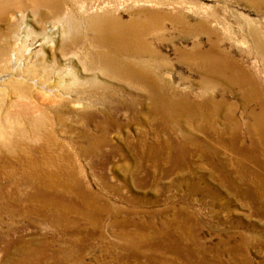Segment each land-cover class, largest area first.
Returning <instances> with one entry per match:
<instances>
[{
    "label": "rangeland",
    "instance_id": "374dc122",
    "mask_svg": "<svg viewBox=\"0 0 264 264\" xmlns=\"http://www.w3.org/2000/svg\"><path fill=\"white\" fill-rule=\"evenodd\" d=\"M45 1L0 0L5 5L0 10L5 47L0 58V126L7 130L11 125L9 167L16 192L12 199L0 197V264H16L13 257L21 250L55 231L41 213L28 211L29 187L21 178L29 170L34 178L42 175L46 181L67 184L65 194L70 197L85 190L98 198L94 227L81 220L77 228L86 240L79 249L69 244L74 235L60 233L58 243L73 257L67 264H75L77 254L86 264H200L201 259L211 264H264V195L248 193L255 175L264 179V150L252 149L245 132L259 107L246 104L236 86L225 93L235 106L234 117L224 106L214 118L221 131L203 130L200 121L189 122L178 113L171 114L170 128L162 127V118L148 113L150 102L136 81L109 74L95 60L109 45L94 39L91 26L93 20V26L132 21L142 31L141 24L158 21L159 40L143 35L157 53L144 58L145 66L170 83L174 93L197 101L209 92L204 75L179 52L198 41L203 48L217 41L264 86V4L186 0L191 7L184 9L158 3L161 0ZM178 10L191 23L201 16L215 18L209 24L215 33L188 34L168 16L155 15ZM214 92L220 98L218 90ZM231 118L242 124L237 135L229 128ZM188 133L211 142L216 153L205 150L201 155L188 143L181 161L175 147ZM102 136L104 142L95 146L92 141ZM167 139L170 149L147 151L151 143ZM5 150L0 142L2 169ZM9 182L6 175L0 177L1 185ZM106 202L113 211L102 209ZM137 228L147 243L125 251L117 244L122 231ZM155 229L162 231L161 239H150Z\"/></svg>",
    "mask_w": 264,
    "mask_h": 264
},
{
    "label": "bare ground",
    "instance_id": "6f19581e",
    "mask_svg": "<svg viewBox=\"0 0 264 264\" xmlns=\"http://www.w3.org/2000/svg\"><path fill=\"white\" fill-rule=\"evenodd\" d=\"M44 1L45 0H42V2ZM257 1L264 4V0ZM158 3L164 5L168 3L173 5V7H183L184 9L191 7L187 4L188 1L186 0H161ZM57 5L58 4H54V6ZM4 8L5 5L0 3V10ZM155 15H158L159 17H164L165 15V17L168 16L167 18L173 25H176L179 27L180 31L188 34L197 32V30H201L205 33L207 32L208 34L215 33L209 25L213 21L216 22V19L213 17L201 16L195 22L191 23L188 16L179 10L172 14L158 12ZM93 23L94 20L91 25L94 30V39L109 45L108 50L98 53L95 60H97L99 65H101V67H103L109 74L114 73L119 77H127L130 82L133 80L136 81L135 83L139 86L138 89L140 93L144 94L143 99L146 98L150 102L146 105L148 113L154 116H160L162 120L159 121L161 122L162 127L166 128L167 125V128H170L168 122L170 121L169 118L171 114L178 113L188 119L189 122L200 121L203 124H200L203 130H207V127L208 129L213 128L216 132L221 131V129H218L214 118L220 115L224 106L228 108L227 114L230 115V117H234L235 106L232 102L228 101L225 93L233 92V88L237 86L240 97L246 104L255 103L259 107V111L252 114L253 121L251 124L249 123L246 125L245 132L252 139V143H250L252 149L258 146L264 150V86L254 73L221 48L217 41L211 40L210 45L203 48L200 41L196 40L198 42H195L189 51L180 50L179 52L185 63L193 61V64L190 65L198 67L204 75V79L202 80L204 81L203 83L206 84L205 86L208 88L207 90H209V92L207 95L201 96V98L196 101L190 100L186 95L174 93L173 87L170 83H166L163 78L157 77L147 66H145V60L147 59L144 58L147 57L148 59H153L155 58L154 56H157V53L151 46V41H148L143 35L144 33L150 34L154 37V40H159L160 35L155 32L158 21L141 24L142 31H139V25H136V28L132 21H112V24L108 26L104 23H101L103 26L100 24L93 26ZM255 33V29L251 30V34ZM4 54L5 47L0 41V58H2ZM1 60H3V58ZM216 90H218L220 95V98L218 99L214 92ZM135 97L138 98L136 102H140L141 97ZM178 116L176 118H179ZM241 125L242 124L239 121L231 118L229 128H231V130L237 135L241 130ZM4 126H0V142H2V146L6 149V154L3 157V160L5 161L4 167L6 169L3 168V172L1 171L3 169L0 168V177L6 175L10 182L7 185L5 184V186L0 184V197L7 200L16 196V192L11 189L14 181L12 177L14 175L12 167H9L11 166L10 164H12V147L10 146L11 125H6L8 127L7 130ZM104 140L105 138L102 136L92 142L95 145L104 142ZM188 143L192 144V148L195 147L196 149H199L201 155L205 150L212 154L216 153L211 142L207 140H197L192 134L188 133L183 135L179 140L177 150L175 147V151L179 153L177 157L179 156L181 161L184 160V154L187 152L186 145ZM171 144L172 142H169L168 139L164 142L158 141V145L151 143L147 146V151L149 153H154L156 151H161V148L168 147V149H170ZM199 146L201 148H199ZM22 161H24V159ZM2 173L4 174L2 175ZM32 175V171L29 170V172L25 173L24 177L21 178L29 187L25 199V201L30 204L28 211L30 214L41 213L44 219L54 226L53 229L55 231L50 238L44 239L45 241L42 240L40 243L35 242L30 247L21 250L20 253L13 257L14 263L48 264V262L46 263V259L50 258L53 260L50 264H67L73 257L70 255L71 253L58 243V241L62 239V234L60 233L65 232L74 235L72 237L73 239L70 238L71 241L69 240V244L76 246L79 249L80 244L83 245L82 241L86 240L85 237L79 235L77 228L81 226V220H83L85 224L94 227V220L97 217V213L100 211V208L96 205L95 201L98 200V198L94 197L91 193L86 194L85 190H79L75 198L70 197L65 194L69 187L67 184L46 181L42 175L36 176L35 179ZM262 179L260 175H255L253 180H250V184L254 189L248 188V193L253 195L252 197L259 194L264 195V179ZM37 197L42 198V200L37 199ZM106 204V207L102 206V209L113 211L112 209H109L111 207L107 202ZM71 213H75V215L72 217ZM138 229L140 228H137L134 232L130 233L122 231L120 235L121 242H118L117 244H119L125 251L134 252V250H138L141 245L147 243V240L143 238V235ZM7 230H10V228ZM67 230L70 232L72 230L75 231L70 233L67 232ZM149 235L152 240L156 238L161 239L163 233L161 230L155 229ZM166 239L168 238H165L164 240ZM161 263L169 264L170 262L162 260ZM198 263L211 264L205 259H201ZM75 264H86L82 254H77Z\"/></svg>",
    "mask_w": 264,
    "mask_h": 264
}]
</instances>
